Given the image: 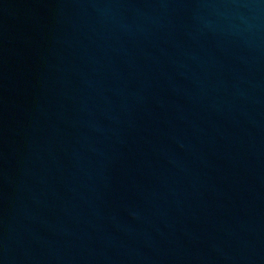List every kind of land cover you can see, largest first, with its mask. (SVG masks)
I'll return each instance as SVG.
<instances>
[{
    "label": "water",
    "instance_id": "1",
    "mask_svg": "<svg viewBox=\"0 0 264 264\" xmlns=\"http://www.w3.org/2000/svg\"><path fill=\"white\" fill-rule=\"evenodd\" d=\"M0 264H264V0H0Z\"/></svg>",
    "mask_w": 264,
    "mask_h": 264
}]
</instances>
